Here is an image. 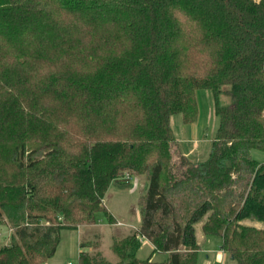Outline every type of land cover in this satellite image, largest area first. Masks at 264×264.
I'll list each match as a JSON object with an SVG mask.
<instances>
[{
    "label": "trees",
    "instance_id": "16d2710c",
    "mask_svg": "<svg viewBox=\"0 0 264 264\" xmlns=\"http://www.w3.org/2000/svg\"><path fill=\"white\" fill-rule=\"evenodd\" d=\"M203 89L217 124L193 161L171 120L194 123ZM254 150L264 0H0V264H45L100 211L115 224L107 190L138 175L140 226L113 237L114 261L81 243L79 264H196L198 224L236 264H264V226L245 223L264 225ZM145 240L168 259H140Z\"/></svg>",
    "mask_w": 264,
    "mask_h": 264
},
{
    "label": "rangeland",
    "instance_id": "374dc122",
    "mask_svg": "<svg viewBox=\"0 0 264 264\" xmlns=\"http://www.w3.org/2000/svg\"><path fill=\"white\" fill-rule=\"evenodd\" d=\"M225 99V98H224ZM197 101L199 105V117L192 124H185L180 114L174 115L171 124L177 140V148L188 155L193 161L205 160L211 150L212 139L216 130L215 103L210 90H199L197 92ZM175 148L177 151L178 149ZM253 155L261 161H264V153L254 150ZM131 184L128 186H119L111 184L107 190L104 203L109 211L114 215L115 220H121L123 224L110 225L108 217L103 211L97 213V224L82 226L81 229H63L61 231V240L55 254L47 260L45 264H79L80 240L85 243L84 249L89 253L96 251L104 254L105 257L115 260L111 250L113 237H123L131 233L140 226L141 212L139 199L146 192V176H134L128 180ZM246 224L263 227L259 222L245 221ZM12 229L9 226L0 227V244L10 243ZM210 252L199 251L196 264H205L207 254L210 259L213 252L221 249L222 238L220 236H206V242L202 244ZM140 259L151 258L154 261H165L168 259V253L155 251L152 243L144 241L138 251ZM226 264H236L228 258Z\"/></svg>",
    "mask_w": 264,
    "mask_h": 264
},
{
    "label": "crops",
    "instance_id": "0c3cea01",
    "mask_svg": "<svg viewBox=\"0 0 264 264\" xmlns=\"http://www.w3.org/2000/svg\"><path fill=\"white\" fill-rule=\"evenodd\" d=\"M116 221H118L119 222V225L120 224H123L122 222H121V220H116ZM79 229H81V228H79ZM78 229V230H79ZM197 240H198V243L200 244V246H201V250H203L204 252H210V254H211V252H212V250H206L205 248H203V243H205L206 242V236H205V234H203V232H202V229H201V224H198L197 225ZM149 242V241H148ZM82 243V240H80V244ZM151 243V242H150ZM207 258L209 259V260H206L205 261V264H218V263H222V264H226V260L229 258L228 256H227V254L225 253V252H223L221 249L218 251V252H213V255L211 256V259H210V255H209V253L207 254Z\"/></svg>",
    "mask_w": 264,
    "mask_h": 264
},
{
    "label": "built area",
    "instance_id": "2783aa9c",
    "mask_svg": "<svg viewBox=\"0 0 264 264\" xmlns=\"http://www.w3.org/2000/svg\"><path fill=\"white\" fill-rule=\"evenodd\" d=\"M68 264H73V263L70 262V263H68Z\"/></svg>",
    "mask_w": 264,
    "mask_h": 264
},
{
    "label": "water",
    "instance_id": "95a60500",
    "mask_svg": "<svg viewBox=\"0 0 264 264\" xmlns=\"http://www.w3.org/2000/svg\"><path fill=\"white\" fill-rule=\"evenodd\" d=\"M232 258H233V256H232Z\"/></svg>",
    "mask_w": 264,
    "mask_h": 264
}]
</instances>
